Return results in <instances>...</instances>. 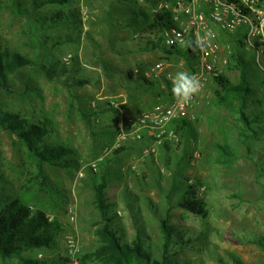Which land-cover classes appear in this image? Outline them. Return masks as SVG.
Wrapping results in <instances>:
<instances>
[{"label": "rangeland", "instance_id": "obj_1", "mask_svg": "<svg viewBox=\"0 0 264 264\" xmlns=\"http://www.w3.org/2000/svg\"><path fill=\"white\" fill-rule=\"evenodd\" d=\"M30 1L0 0L1 46L33 61L9 74V92L0 90V110L19 119H48L50 131L38 145L71 149L78 166L68 169L44 163L39 175L34 154L0 127V203L37 193L49 214L64 225L53 246L24 252V257L43 259L40 264H64L69 239L77 242L81 256L98 247L102 218L91 182L106 174L112 225L127 238L138 231L153 257H162L159 221L168 213L175 230L169 264H264V248L252 241L264 242L263 48H258L257 58L241 33L214 29L221 56L228 58L223 74L237 81L238 70L228 65L235 64L232 56L240 54L251 79H258L252 87L259 100L245 108L251 121L260 117L254 134L244 129L238 110L214 103V85H210L208 103L195 111L191 129L178 144L153 148L130 141L117 146L119 127L153 105L152 91L139 85L155 89L163 83L142 79L145 68L159 60L158 55L164 58V53L160 47L144 49L147 40L133 14L136 7L151 14L161 0H72L46 4L30 19L16 13L17 2L20 9H31ZM60 10L68 11L66 24L47 26ZM121 17L135 19L134 27L120 28ZM164 60L175 74L189 70L182 56ZM126 71L132 72L131 79ZM77 78L87 82L74 85ZM97 104L105 105L98 114L93 113ZM80 109L90 115L89 122ZM122 146L126 148L116 153ZM221 147L229 154H222ZM191 181L206 202L204 218L177 206L180 189ZM128 203L134 206L129 209ZM82 262L102 264L94 257ZM0 264L24 263L0 257Z\"/></svg>", "mask_w": 264, "mask_h": 264}, {"label": "trees", "instance_id": "obj_2", "mask_svg": "<svg viewBox=\"0 0 264 264\" xmlns=\"http://www.w3.org/2000/svg\"><path fill=\"white\" fill-rule=\"evenodd\" d=\"M70 1L72 0H31V9H20V3L17 2L16 13L30 19L33 12L46 4L64 5ZM67 12V10H60L54 13L48 19L47 26L55 28L66 24L68 19ZM133 14L140 19L142 34L145 35L144 39L147 40L144 45L145 50H154L160 47L165 58L182 56L185 58L189 70L193 68V60L188 55L189 49L185 50L175 46L165 47L161 43V33L171 25L168 12L147 14L133 9ZM121 20L123 21H118L117 23L120 28L134 27L133 22H135V19H131V21ZM232 59L235 64L231 65L229 63L228 68L238 70V79L232 82L225 74L216 77L213 81L214 103L217 106H223L234 111L238 110L244 129L254 134V127L258 126L256 124H258L257 120H260V117L256 115L254 116L256 121H251L252 119L245 112V108L246 106L254 105L259 100L258 96H254L255 92L252 87L253 81H258V79H251L248 74L249 65L240 54L233 55ZM32 63L33 61L29 57L17 52H11L0 44V90L9 92V74L15 73L18 69L29 66ZM126 72L127 77L131 79L133 77L132 72ZM86 80L77 78L73 84L82 85L87 82ZM139 86L143 87L146 85L140 84ZM104 106L97 104L95 107L97 111L94 109L93 113L98 114L104 111ZM79 113L85 121L89 122L90 115L88 113L81 109ZM189 123L188 121H178L176 123L177 132L181 139L183 133L191 129ZM49 125L48 119L35 122L26 118L19 119L17 116L14 117L0 110V127L16 135L20 142L25 144L27 149L34 154L39 175H43L44 163L68 169L78 166L77 161L71 157V149L60 145H38L43 136L50 131ZM125 148L123 146L119 147L115 152L118 153ZM221 153L229 154L224 147H221ZM107 181L108 177L106 174L99 178H92L94 201L102 218V225L97 229L100 244L92 253H84L81 256V260L86 261L94 257L102 264H169L167 255L175 234L171 217L167 213L159 221L162 233V257H153L148 248L143 245L144 238L138 231L133 238H127L123 233H120L117 225H112L114 215L108 213L111 203L106 195ZM42 184H46V182L42 181ZM46 193L49 194V190H46ZM42 201L43 199L39 198L37 193H34V197L28 195L24 198L18 195L2 200L0 203V257L2 259L16 258L24 264L43 263V259L31 260L24 257V252L53 246L64 225L58 216L53 213L49 214L47 207ZM133 206V204L128 203L129 209ZM177 206L183 212H189L196 216L204 218L208 215L204 197L198 194V188L193 181L185 184L180 189ZM252 241L264 248V242L260 238ZM173 264H176V261Z\"/></svg>", "mask_w": 264, "mask_h": 264}, {"label": "built area", "instance_id": "obj_3", "mask_svg": "<svg viewBox=\"0 0 264 264\" xmlns=\"http://www.w3.org/2000/svg\"><path fill=\"white\" fill-rule=\"evenodd\" d=\"M160 12H168L171 21L170 27L161 33L162 45L189 49L193 68L187 72L200 79L202 88L190 103L178 102L171 92V77L175 73L170 62L161 59L148 65L143 76L153 81L162 80L160 88L166 97L129 117L125 125L119 127L117 146L130 141H142L153 148L179 143L176 123L190 122L195 111L208 103L209 87L223 74L228 63V58L221 56L215 28L225 33H241L245 46L255 50L257 58L259 47L263 48L264 54L263 0H162L153 9V13ZM197 39L204 40L202 47L196 46ZM257 61L260 64V60ZM91 166L96 169L95 163ZM78 176L82 177V172H78ZM70 218L73 220L74 215ZM64 264H85L74 239L67 242Z\"/></svg>", "mask_w": 264, "mask_h": 264}, {"label": "clouds", "instance_id": "obj_4", "mask_svg": "<svg viewBox=\"0 0 264 264\" xmlns=\"http://www.w3.org/2000/svg\"><path fill=\"white\" fill-rule=\"evenodd\" d=\"M195 43L197 47H202L204 40L197 39ZM201 88L200 79L187 71H178L174 77H171V92L178 102L190 103L192 98L199 94Z\"/></svg>", "mask_w": 264, "mask_h": 264}, {"label": "crops", "instance_id": "obj_5", "mask_svg": "<svg viewBox=\"0 0 264 264\" xmlns=\"http://www.w3.org/2000/svg\"><path fill=\"white\" fill-rule=\"evenodd\" d=\"M162 1V0H161ZM160 2V1H159ZM263 3H264V0H263ZM136 7V6H135ZM136 10H138V8L136 7ZM139 11V10H138ZM121 19H123L122 17H121ZM158 56H160L159 57V60H161V55H158ZM158 56H157V58H158ZM164 56V55H163ZM162 59H165V57L164 58H162ZM158 61V60H157ZM154 63V62H153ZM179 65H180V63H178ZM145 77L143 76L142 77V79H144ZM155 82V81H154ZM141 84H143V83H141ZM144 85V84H143ZM140 87V86H139ZM141 88H145L146 90H150V91H152V94L154 95L153 96V99H154V102H153V104H155V103H157V102H159L160 100H163L165 97H166V94L161 90V88H160V86L158 87V88H155V89H152L150 86H148V85H146V86H143V87H141ZM144 101V100H143ZM149 102V101H148ZM146 104V103H145ZM151 107V106H150Z\"/></svg>", "mask_w": 264, "mask_h": 264}]
</instances>
